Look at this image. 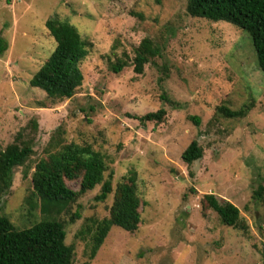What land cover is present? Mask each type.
Here are the masks:
<instances>
[{"label":"rangeland","instance_id":"obj_1","mask_svg":"<svg viewBox=\"0 0 264 264\" xmlns=\"http://www.w3.org/2000/svg\"><path fill=\"white\" fill-rule=\"evenodd\" d=\"M185 5L186 0H0V39L7 45L0 53V151L18 137L33 146L26 163L13 171L0 214L18 229L40 218L63 220L65 242L74 247L71 264L88 260L89 236L80 238L78 231L90 218L108 216L113 194L97 201L95 186L65 211L50 204L53 211L42 212L43 203L31 193V174L58 139L99 151L113 170V187L137 174L138 228L113 226L91 264L264 262V202L252 198L264 186V72L246 33L192 17ZM50 17L68 21L93 42L80 64L81 85L63 100L46 99L29 84L55 46L45 26ZM145 36L160 46L161 56L141 74L130 60L112 72L111 63L123 52L132 57ZM244 104L250 109L243 117L216 113L219 105ZM162 107L161 121L137 119ZM194 139L203 154L187 164L181 153ZM66 184L79 189V179ZM207 193L237 206L247 231L222 224L205 208ZM73 214L78 216L70 221Z\"/></svg>","mask_w":264,"mask_h":264},{"label":"trees","instance_id":"obj_2","mask_svg":"<svg viewBox=\"0 0 264 264\" xmlns=\"http://www.w3.org/2000/svg\"><path fill=\"white\" fill-rule=\"evenodd\" d=\"M185 9L192 17L213 22L223 21L241 29L251 39L257 66L264 72V0H186ZM45 26L53 37L55 46L32 75L29 84L42 90L46 99H67L73 96L82 83L80 64L91 51L93 42L83 37L73 24L58 17L48 18ZM6 48V43L0 39V53ZM122 56L124 57H117L111 63L112 72L119 73L131 61L134 72L141 74L146 63L161 56V48L152 38L145 36L134 48L132 57L129 58L126 52ZM161 98L174 104L165 95ZM249 109L247 104L238 109L219 105L216 113L226 118H236L245 116ZM165 115L166 110L162 107L137 116V119L140 122H157L163 120ZM190 118L196 124L199 123L198 117ZM30 124L34 129L37 126L35 119ZM32 152V142L19 137L0 151V203L11 187L14 169L24 165ZM45 152V156L36 162L31 174V193L43 203L42 212L49 209L47 213L53 211L50 204H55L58 212L65 211L80 195L95 186H100V191L94 198L97 201H104L109 194H113L108 216L101 219L90 218V224H84L78 231L80 238L89 236L88 260L82 264H91L90 260L95 257L113 226L129 232L138 228L141 199L137 174L132 171L113 187V170H109L103 155L88 143H63L58 139ZM202 154V147L194 139L182 151L181 159L191 164L200 159ZM26 174L25 169L24 175ZM76 179H79V189L73 190L66 181ZM252 198L264 202L263 185L253 191ZM27 200L32 201L31 198ZM201 202L205 208H210L217 214L222 224L242 232L247 231V225L233 203L220 201L212 193L204 194ZM74 215L78 216L73 214L70 221H73ZM65 238V223L57 217L40 218L18 229L7 215L0 214V264H71L74 247L67 244Z\"/></svg>","mask_w":264,"mask_h":264}]
</instances>
